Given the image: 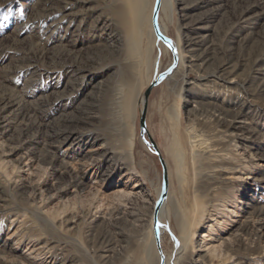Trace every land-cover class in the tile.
<instances>
[{
    "label": "rangeland",
    "instance_id": "1",
    "mask_svg": "<svg viewBox=\"0 0 264 264\" xmlns=\"http://www.w3.org/2000/svg\"><path fill=\"white\" fill-rule=\"evenodd\" d=\"M155 1L0 0V264H188L198 256L203 264H264V215L254 213L264 211V76L256 74L264 66V0H191L201 5L192 19L210 26L213 67L240 65L236 74L247 79L230 88L206 83L216 102L242 103L251 135L249 148L225 147V188L219 173L213 180L206 164L194 166L186 139L201 130L196 140L208 141L196 148L207 156L214 131L189 128L166 77L149 94L146 129L168 179L158 239L162 168L139 137L140 99L178 58L154 33ZM135 4L142 38L132 34L135 64L124 65L107 47L106 24L133 33ZM178 14L174 3L169 15L158 11L170 43ZM115 83L125 99L133 92L132 105H109ZM174 148L183 154L178 177L179 163L164 155Z\"/></svg>",
    "mask_w": 264,
    "mask_h": 264
},
{
    "label": "bare ground",
    "instance_id": "2",
    "mask_svg": "<svg viewBox=\"0 0 264 264\" xmlns=\"http://www.w3.org/2000/svg\"><path fill=\"white\" fill-rule=\"evenodd\" d=\"M173 3L176 5V8L178 10L179 13L178 17L180 24L177 26L176 29L177 41L176 43H170V45L173 48L175 55L178 58V62L174 70L171 72V74L166 76L167 83L169 84L170 87L169 90L171 92H175L177 98L183 102V108L185 109L183 110L184 116H185V120L190 125L189 126L187 124L189 128L192 126L193 127L197 126V128L199 127L202 130L211 128L210 130L214 131L215 135H213L211 139L209 138V136H207L208 138H206L212 141V144L209 142V144H211L209 148L212 149L208 151L209 153L210 152L212 153L210 154L208 153L207 156L201 155L198 152L199 147L196 148L197 146L204 145V143L208 141L205 140V138L204 140H196V139H200V137L202 139L203 133H201L202 132L201 130H199L200 133L197 132L198 135L193 134L194 131L192 132V134L188 133V138L186 139H188V143L191 148L192 157L190 158L194 166H196V168L200 170L202 169L201 166L203 164L204 165L206 164L208 170L210 169V175L211 173H216V174L219 173V175L217 176L218 179L217 183L219 187L223 189L226 187L225 181L228 180V178L223 177L222 174L226 173V170L230 171L232 169L231 168L229 170V168L224 167L225 165H223L224 163L227 164V161H225L224 157L222 156L225 150H228L225 149V147L228 148L229 146L232 145V143L238 144L241 142L244 148H249V146H251L249 142L251 141L250 140L251 135H249V130H248L249 127L247 128L244 121L246 113L243 111L244 109L242 103H239L237 99L233 96H229L227 100H223L219 103L216 102L215 100L216 95L214 90H211L209 86L206 85V83L207 82L213 83L215 80V82H218L224 88L226 87L230 88L229 85H233V87L234 86L239 87L240 86L239 83H244L246 82L247 79L246 77L244 78L240 74H236V72H238L239 70L240 65L232 64V63H227V64L220 63L219 65L217 64L218 66L216 65L213 67L212 62L214 59L215 45L213 43V40L211 39V35L208 30L210 26L207 25V22L196 21L195 19H192L190 15L191 12L190 10H194L195 8H197L199 2H195L191 0H160V8H159L160 12L162 14L169 15V13L171 12V5H173ZM116 13L118 15L120 14V11ZM132 13L133 15L131 17V22L134 25L133 33L132 31H128V33L122 32L120 28L116 25L114 20L112 19H108L106 24L107 25L106 30L110 31V33H108L109 45L107 47H109L110 53L112 55L116 54V57H118L119 59L121 58V61L119 62L120 64H124V65L135 64L133 57L132 59L130 58V55L136 53V46L132 38V34L138 36L139 44L142 38V34H141L142 18H140L141 9L139 8L138 4H135L132 7ZM167 18L169 19V16H167ZM149 22H150V15L148 16V21H147V24L150 27ZM159 32L163 36H165L164 28L159 27ZM146 52L148 54L149 51L147 50ZM257 60L258 57L257 59H255V61ZM256 74L264 76V66L257 68ZM123 88L124 87L121 83L119 84L115 83L111 86V93L109 96L111 98L109 100L110 101L109 105L112 108L113 106H115L119 110L121 109L122 100L125 99ZM132 100H133V92L130 91V94H128V96L126 97L125 102L128 105H132L133 104V103L131 104ZM142 104H143V99H140L141 107ZM124 109L126 111L125 112L126 115L124 118L130 117V112L127 106ZM167 116H169V121L171 122L173 120L172 110L167 109ZM86 117L81 120H78L79 123L87 124ZM178 117L176 116V119ZM189 128L187 130H189ZM212 133L213 132H211V134ZM163 135L165 138H167L168 131H164ZM197 142H199V144L195 145V143ZM127 147H128V152L130 153L132 148V143L129 142L127 144ZM176 150L177 149L174 148V150L173 151L171 150V152L169 151V153L167 152L168 150L164 151V155L166 156V161L172 160L179 163L177 164V170L175 171L178 177L181 167L180 161L182 160L183 154H181L180 152L177 153ZM107 156L108 153L106 152H103L100 155V157H103L104 159H106ZM163 213H164V205H162L158 211V215H157L158 222L160 221ZM254 213L258 216L264 215V211L262 209H256ZM198 225L199 223L196 224L197 227ZM105 252H108V250H106ZM106 257L107 256L103 258L106 260ZM204 258H205L204 256H198L196 260H194V258L193 259L191 258L186 262L188 264H203Z\"/></svg>",
    "mask_w": 264,
    "mask_h": 264
},
{
    "label": "water",
    "instance_id": "3",
    "mask_svg": "<svg viewBox=\"0 0 264 264\" xmlns=\"http://www.w3.org/2000/svg\"><path fill=\"white\" fill-rule=\"evenodd\" d=\"M159 8H160V0H156L155 1V5H154V9H153V13H152V25H153L154 33H155L156 37L165 46H167L172 52H174L173 48L170 45V41L166 37H164L159 32V29L157 28L156 20H157V15H158ZM170 72H171V69H168L167 71H165L162 74L158 75L157 78L154 80V82H152L145 89V91H144V93L142 95L143 104H142V109L140 111L139 120H138L139 137L157 155L159 163H160L161 168H162V190H161V195H160V197L158 199V202H157V205H156V208H155V211H154V216H153V232H154V236H155L156 239H158V220H157V215H158L159 208H160L163 200L166 197L168 180H167V173H166V168H165V165H164V161L162 160V158H161V156H160L155 144L152 142V140L150 139V137L148 136V133H147L146 124H145L146 104H147V100H148L149 94H150L151 90L153 89V87L161 79H164L168 74H170ZM145 136H147V139H148L149 143L146 142Z\"/></svg>",
    "mask_w": 264,
    "mask_h": 264
},
{
    "label": "snow or ice",
    "instance_id": "4",
    "mask_svg": "<svg viewBox=\"0 0 264 264\" xmlns=\"http://www.w3.org/2000/svg\"><path fill=\"white\" fill-rule=\"evenodd\" d=\"M7 18H8L7 16L4 17L5 20H6Z\"/></svg>",
    "mask_w": 264,
    "mask_h": 264
}]
</instances>
